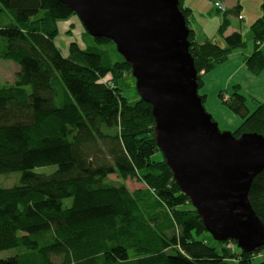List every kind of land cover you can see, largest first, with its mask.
Instances as JSON below:
<instances>
[{
  "label": "trees",
  "instance_id": "16d2710c",
  "mask_svg": "<svg viewBox=\"0 0 264 264\" xmlns=\"http://www.w3.org/2000/svg\"><path fill=\"white\" fill-rule=\"evenodd\" d=\"M260 8L245 59L252 74L264 69V0ZM179 9L189 27L191 10L182 0ZM239 9L222 13L218 43L189 30L199 88L201 72L245 46L239 32L225 34ZM71 16L58 0H0L2 56L18 67L0 84V254L15 250L0 264H264V247L236 252L206 231L156 145L151 105L124 96L131 66L115 44L85 31L93 44L62 55L57 23ZM236 88L223 101L242 118L233 134L264 136V104L249 114ZM248 199L264 224V169Z\"/></svg>",
  "mask_w": 264,
  "mask_h": 264
},
{
  "label": "water",
  "instance_id": "95a60500",
  "mask_svg": "<svg viewBox=\"0 0 264 264\" xmlns=\"http://www.w3.org/2000/svg\"><path fill=\"white\" fill-rule=\"evenodd\" d=\"M58 1L130 64L152 108L156 145L213 240H233L244 252L264 247V224L248 199L264 169V136L221 131L205 111L178 0Z\"/></svg>",
  "mask_w": 264,
  "mask_h": 264
},
{
  "label": "rangeland",
  "instance_id": "374dc122",
  "mask_svg": "<svg viewBox=\"0 0 264 264\" xmlns=\"http://www.w3.org/2000/svg\"><path fill=\"white\" fill-rule=\"evenodd\" d=\"M251 2H252V0H251ZM254 2H255L254 4L251 3V5H249V10H250L249 21H250V23L252 21H254L252 19L255 16L257 4L260 7V0H254ZM198 3H199L198 4L199 8L202 11H205L207 5H210V2L208 0H201ZM255 4H256V6H255ZM214 6L217 9V11H223L225 9V6L220 2H214ZM221 18H222L221 15H218V16L212 15V19L210 22L212 30H214L216 25H217L215 20L221 19ZM232 19L235 20L234 23H235L236 27L240 26L239 21L237 20V16H234V15L229 16V20L231 21ZM70 20H73V17L67 18L65 20H61L57 23L58 33L55 37L54 43H55L56 47L59 49V51L62 53L63 56L68 55V52L70 51L69 50L70 46L75 44V43L77 44V46L79 48H85L88 45L90 46V43L93 44V40L85 33L84 28L79 27L78 24L72 25L71 23H69ZM246 21L247 20H245V22ZM199 25L201 27H203L201 21H199ZM208 27L209 26L205 25V27H203V28L208 29ZM243 27H245V23H243L241 25L240 30H237V31H240L242 38H243V41L245 42V46L242 49H240V52L244 53V55H248L253 50L252 49L253 47H252L251 39H250V37H251L250 31L248 28L245 29ZM5 50H6V46H5L4 40L0 38V84L12 83V81L15 77V74L17 72V68H18L15 63H13L10 60L3 58L2 54L5 52ZM246 57H245V59H246ZM120 83L122 84L124 96L130 102L136 101V99L138 98V93L136 91L134 77H132L131 75L125 76V77L123 76V78L120 80ZM241 85H242V89L236 88V91L239 95L244 97L245 104L248 103V105L250 107V112H249V114H250L255 110V108L258 106V104L262 103L261 99H260L262 97L257 96V94H256V91H255L256 83H252L251 81H244ZM232 87H231V92L229 93L230 95L234 90V88H232ZM201 90L202 89H200V94H201ZM198 92H199V90H198ZM201 95H203V94H201ZM204 107H205L206 111L209 113V115L212 116L214 122L217 123V125L221 131H230L233 133V132H236L237 129L240 127V125L237 126V124L242 121V118L239 115L233 113L227 107V105H225L222 102V100H221V98H219V96H217L216 98H213V96H211L209 94L206 97ZM223 110H225L226 112H229L230 114L235 116L237 118L236 121H233V119L228 118L227 115H225L223 113ZM161 156H162V154H161ZM11 182H13V178H10L9 180L6 181L7 184H9ZM127 184L131 190L141 189L143 187V184H141V182H138L135 180L128 181ZM0 185L6 186L2 183H0ZM70 205H71V199H66L64 201V206L69 207ZM226 241H230V240H226ZM211 245L216 246L215 243H211ZM228 247L231 250L236 251V252H238V250H239L237 245L233 246L231 244H228ZM215 248L217 249V251H221V248L219 247V245H218V247H215ZM14 253H15V250H7V251L0 254V258H3L4 261H9L10 258L13 257ZM263 256H264V252H261L258 254V256L256 258L262 259Z\"/></svg>",
  "mask_w": 264,
  "mask_h": 264
},
{
  "label": "crops",
  "instance_id": "0c3cea01",
  "mask_svg": "<svg viewBox=\"0 0 264 264\" xmlns=\"http://www.w3.org/2000/svg\"><path fill=\"white\" fill-rule=\"evenodd\" d=\"M199 1L201 0H182V5L183 7H186L188 9L191 10V17L189 20V30L191 29L194 32L195 35V39L197 41V43H204L205 41H211V42H219V36H218V32L217 29L219 27V25L221 24L222 18L221 19H216V27L214 30L211 29V19H212V15L218 16L221 15L222 13L225 12L226 10H229L233 7H235L237 5V3L240 5V9H239V14L237 16V20L239 21V25L238 27H236L235 25V20H229V27L227 28L225 34H230L232 32H239L237 30H240L241 25L243 23H245V27L243 28H248L250 31V26L261 16V8L258 6L257 4V9H256V13L255 16L252 20L251 23L249 21V5L254 4V0H208L210 2V5H207L206 10L202 11L199 8ZM214 2H220L225 6V9L223 11H217V9L214 6ZM179 3V0H178ZM260 5H261V0H260ZM256 6V4H255ZM179 7V4H178ZM180 10V9H179ZM220 13V14H219ZM231 16V15H229ZM228 16V18H229ZM73 17V20H70L69 23H71L72 25H76L78 24L79 27H82V24L80 21H78L76 16H71ZM77 19H76V18ZM75 19V20H74ZM245 20H247L245 22ZM186 21V20H185ZM199 21L202 22L203 27H205V25L209 26L208 29H205L203 27H201L199 25ZM247 24V25H246ZM187 25V24H186ZM241 34V33H240ZM251 36V34H250ZM242 37V35H241ZM251 39V44H252V37H250ZM243 40V38H242ZM252 53V51H251ZM250 53V54H251ZM248 55H244V53L240 52V49L236 50L235 52H233L229 58L224 61L223 63L215 66L213 69L209 70L206 73L201 72V81H202V85L199 88L198 86V95L203 96L204 97V102H202L203 107H204V103L206 100V97L210 94L211 96H213V98H216L217 96H219V98L221 96H223V98L221 99L222 102L229 99L230 96V92H231V87H238V89H242V83L244 81H251L252 83H256V87H255V91L257 96H261V102L259 105L264 104V69L259 72L258 74H252L251 72H249V70L247 69V66L245 64V57L249 56ZM195 68V67H194ZM197 73V72H196ZM198 85V83H197ZM200 89L201 90V95L200 94ZM263 100V101H262ZM202 101V100H201ZM247 111L250 112V107L248 105V103L245 104ZM205 109V107H204ZM256 109V108H255ZM206 111V109H205ZM207 112V111H206ZM208 113V112H207ZM223 113L225 115H227L228 118L233 119V121H236V117L233 116L232 114H230L229 112H226L225 110H223ZM209 114V113H208ZM241 123V122H240ZM240 123L237 124L240 125ZM236 126V127H237Z\"/></svg>",
  "mask_w": 264,
  "mask_h": 264
}]
</instances>
